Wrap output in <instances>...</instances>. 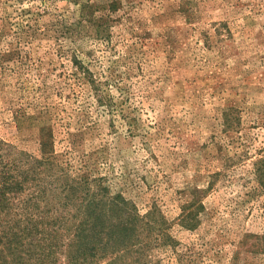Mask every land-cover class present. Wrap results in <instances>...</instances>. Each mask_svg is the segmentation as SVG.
<instances>
[{
  "label": "rangeland",
  "instance_id": "374dc122",
  "mask_svg": "<svg viewBox=\"0 0 264 264\" xmlns=\"http://www.w3.org/2000/svg\"><path fill=\"white\" fill-rule=\"evenodd\" d=\"M110 1L0 0V139L38 157L47 125L73 175L103 177L140 214L155 203L175 251L146 264H264V189L244 179L264 153V0ZM225 106L239 126L220 133ZM71 218L43 264H77L62 255Z\"/></svg>",
  "mask_w": 264,
  "mask_h": 264
},
{
  "label": "trees",
  "instance_id": "16d2710c",
  "mask_svg": "<svg viewBox=\"0 0 264 264\" xmlns=\"http://www.w3.org/2000/svg\"><path fill=\"white\" fill-rule=\"evenodd\" d=\"M119 4L112 0L107 10L115 12ZM182 6L180 10L188 16ZM218 117L220 133L235 131L239 126L233 106L220 108ZM38 152L35 157L0 139V264H30V259L31 264H43L44 257L53 262L56 233L71 217L75 224L62 251L67 263L98 264L103 260L104 264H146L154 247L168 245L175 251L176 241L155 203L140 214L131 201L111 192L103 177L73 175L54 159L47 125L38 128ZM228 167L229 163L222 165L220 173ZM246 174L249 176L244 179L252 180L254 189H264V153L250 161ZM59 205L73 208V213L66 216L57 211ZM188 206L191 203L180 206L178 223L192 229L197 217ZM39 232L43 235L36 236ZM248 235H243L239 246L246 244ZM251 236L254 240L247 246L253 251L260 236ZM185 256L180 254L176 264H186Z\"/></svg>",
  "mask_w": 264,
  "mask_h": 264
}]
</instances>
